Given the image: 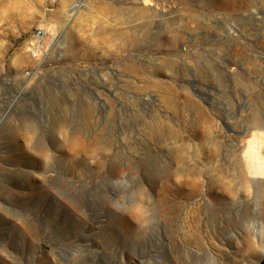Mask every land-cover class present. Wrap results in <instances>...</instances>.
Returning a JSON list of instances; mask_svg holds the SVG:
<instances>
[{"label": "rangeland", "instance_id": "374dc122", "mask_svg": "<svg viewBox=\"0 0 264 264\" xmlns=\"http://www.w3.org/2000/svg\"><path fill=\"white\" fill-rule=\"evenodd\" d=\"M0 264H264V0H0Z\"/></svg>", "mask_w": 264, "mask_h": 264}, {"label": "built area", "instance_id": "2783aa9c", "mask_svg": "<svg viewBox=\"0 0 264 264\" xmlns=\"http://www.w3.org/2000/svg\"><path fill=\"white\" fill-rule=\"evenodd\" d=\"M46 36V31L43 30V29H40L37 34H36V37L40 40V44L38 46H34V55L37 56L39 54V51L41 50L43 44V40Z\"/></svg>", "mask_w": 264, "mask_h": 264}, {"label": "bare ground", "instance_id": "6f19581e", "mask_svg": "<svg viewBox=\"0 0 264 264\" xmlns=\"http://www.w3.org/2000/svg\"><path fill=\"white\" fill-rule=\"evenodd\" d=\"M80 141H81V138H80ZM84 142H85V140H84V138H83V143H84ZM86 145H87V146H89V144H88V143H86Z\"/></svg>", "mask_w": 264, "mask_h": 264}]
</instances>
